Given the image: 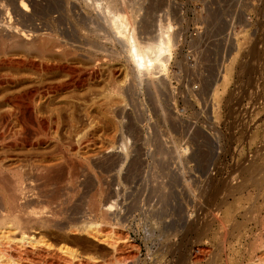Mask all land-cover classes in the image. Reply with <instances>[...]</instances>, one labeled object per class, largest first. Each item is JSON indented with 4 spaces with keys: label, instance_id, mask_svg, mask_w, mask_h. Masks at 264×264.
<instances>
[{
    "label": "rangeland",
    "instance_id": "obj_1",
    "mask_svg": "<svg viewBox=\"0 0 264 264\" xmlns=\"http://www.w3.org/2000/svg\"><path fill=\"white\" fill-rule=\"evenodd\" d=\"M106 2L0 0V29L29 33L50 22V29L70 33L104 25L110 2L112 17L132 19L138 42H156L172 26L174 44L165 70L139 75L125 40L108 30L105 73L92 80L85 59L73 76L18 64L30 52L0 46V62L14 57V64H0V186L13 184L18 170L90 171L103 175L106 207L114 205L101 224L77 198L44 231L57 250H16L0 241V258L10 245L7 264H258L264 257V0ZM47 53V62L61 61ZM30 55L41 61L42 54ZM93 188L90 181L81 195ZM90 223L103 227L92 237L82 231ZM62 246L84 259L72 261Z\"/></svg>",
    "mask_w": 264,
    "mask_h": 264
},
{
    "label": "bare ground",
    "instance_id": "obj_2",
    "mask_svg": "<svg viewBox=\"0 0 264 264\" xmlns=\"http://www.w3.org/2000/svg\"><path fill=\"white\" fill-rule=\"evenodd\" d=\"M108 1L111 0H107L106 3H108ZM19 5L20 10L26 17L25 21L28 19L30 21V6L24 1H22ZM114 5L112 4L111 6L109 2V6H106V8L104 7L106 9V13L103 9H101L102 6L98 8V10L101 9L103 10V13L106 14V20L104 17H100L106 21V23H103L104 25L96 24L97 22L93 24V22L91 23V26L88 25V28H83V26L81 28L80 26V28L77 27L76 30L74 28V30H72L70 33L69 30H66V33H64L63 30L60 33L59 30L57 31L56 29H50V22H48V24L44 23L45 26L43 25V28L41 29L35 27V30L33 29L34 31H30L29 33L23 32L21 30L22 28L19 30L14 29L11 25H6L7 27L0 29V46L6 47V45H9L12 49H16L17 51L24 50L25 52L28 51L30 53L33 51L42 54L43 57L40 55L41 61H34L32 55H30V53L29 55L26 53V56L28 55L29 57H23L18 62V64L28 63L30 65L37 66L41 71L50 70L52 68H61L62 70H59H64L65 72L68 71L73 74L77 72L76 68L79 67H76L78 64L77 61H79L81 58L85 59V66L82 65V67H85L88 71V80H92L95 78L98 79L100 74L106 69V43L108 42L107 40H109H106V38L108 35H110L108 34L109 30L111 31L109 33L113 32L116 36L121 37L122 41L125 40V44L128 48V53L130 56L129 58H131L137 69L136 73L139 75L145 74L146 76L152 77L157 70H165L168 61L173 55L174 49L172 39L173 36H171L172 26H167L168 28L166 27L165 29H162L156 42L152 41L153 43L149 42L147 44L144 43L143 45L142 43L138 42V38L136 39L137 36L135 37V31L133 30L134 32H131V27L134 23L132 19L128 17V15L114 13L115 15H113V17L111 16L112 12L115 11L111 12L112 9L110 10V7L112 8ZM34 10H37V8ZM40 14H45L44 10L40 9L38 15ZM101 22L103 21L100 20L98 23ZM44 27L46 28L44 29ZM108 38L110 37L108 36ZM122 43L120 44L122 45ZM47 52H50V54L54 52L55 54L57 53L61 61H57L58 63L56 64L52 61L51 62L54 64H51V62H49L50 60L47 62L48 59L44 58ZM47 56H49V54ZM12 58L9 57L2 59L0 64H14V60ZM74 75L75 74H73V76ZM74 83H78V81H75ZM70 84L71 82H68L65 85L68 86ZM104 94L106 97V88ZM89 173L83 174L74 171L64 172L60 169L57 171L47 169L45 172L41 170L39 173L29 172V174L21 170L14 171V178L12 181L13 184H9L8 186H0V241L3 243L7 242L9 244L13 243L12 245L16 247V250H18V248H27L28 246L30 248H41L42 250H57L58 248L53 249L54 245L49 241V239H47L46 236L43 235L45 233L44 231L50 229V226L61 218V212L65 213V211H62L64 207H68L74 201L78 202L76 200L77 198H82V200L86 201L87 204L85 205L87 210H90L91 214L93 213L96 214V216H99L101 218V222L103 221L101 224H105L106 221L109 220L110 216L108 215V211L109 209H112L114 205H109L106 207V181L103 175H99V173L96 174L95 172H92L91 174ZM40 181H44V184L39 185L38 182ZM90 181H93L94 183L93 191H91L90 194L87 193L89 195H86V192L84 194L82 193L81 195L82 190L86 188V185ZM52 187L54 188L50 191V188ZM48 188L49 191L47 190ZM54 205H57V208H51V206ZM101 224L90 223L89 225H86L84 228H82V231L92 237V235H95L94 233L99 231V228L102 227ZM97 237L98 236H96V238ZM114 245L115 244H113V246ZM9 246H3L0 264L8 263L7 258H9V256L5 259L6 255L4 252L7 251V247ZM59 251L62 255H66V257L67 255L70 256L72 261L74 260L77 262L78 260L82 261V259H84L81 254L66 246L60 247ZM59 251L57 253H59ZM199 258L200 257L198 256L194 257L195 260H199ZM200 260L203 259L201 258ZM258 260V264H264V257L261 256Z\"/></svg>",
    "mask_w": 264,
    "mask_h": 264
}]
</instances>
